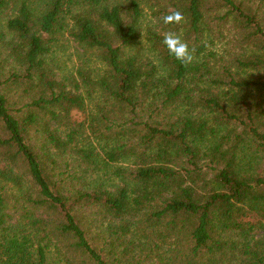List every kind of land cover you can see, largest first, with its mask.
I'll return each instance as SVG.
<instances>
[{
    "label": "trees",
    "instance_id": "obj_1",
    "mask_svg": "<svg viewBox=\"0 0 264 264\" xmlns=\"http://www.w3.org/2000/svg\"><path fill=\"white\" fill-rule=\"evenodd\" d=\"M2 12L0 264H264V0Z\"/></svg>",
    "mask_w": 264,
    "mask_h": 264
},
{
    "label": "clouds",
    "instance_id": "obj_2",
    "mask_svg": "<svg viewBox=\"0 0 264 264\" xmlns=\"http://www.w3.org/2000/svg\"><path fill=\"white\" fill-rule=\"evenodd\" d=\"M165 25H181L186 22V18L179 10L169 9L168 13L162 16ZM162 43L167 48L170 55L184 65H190L195 60V49L190 48L189 44L174 32L168 31L164 33Z\"/></svg>",
    "mask_w": 264,
    "mask_h": 264
},
{
    "label": "rangeland",
    "instance_id": "obj_3",
    "mask_svg": "<svg viewBox=\"0 0 264 264\" xmlns=\"http://www.w3.org/2000/svg\"><path fill=\"white\" fill-rule=\"evenodd\" d=\"M7 12H2L1 14H0V19L2 20V18L5 20L6 19V17H7ZM145 44H146V41H144L143 42V45H139L138 47H137V51H140V53L141 54H144V55H148L149 54V49H147V47L145 46ZM75 50H74V48H72V47H69V49H68V51H66L65 52V57H64V61L66 62V63H63L64 65H69V66H71V64H70V62H68L67 61V58L66 57H68V56H70L71 58H73V60H75ZM90 54V53H89ZM88 54V55H89ZM72 64H74L73 63V61H72ZM91 65H92V67H95V66H97L98 65V63L96 62L95 63V61H92L91 62Z\"/></svg>",
    "mask_w": 264,
    "mask_h": 264
}]
</instances>
